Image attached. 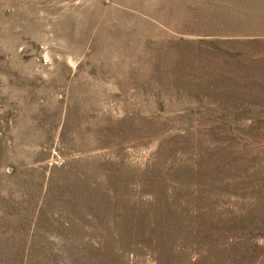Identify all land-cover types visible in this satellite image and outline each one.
Instances as JSON below:
<instances>
[{"label": "rangeland", "instance_id": "374dc122", "mask_svg": "<svg viewBox=\"0 0 264 264\" xmlns=\"http://www.w3.org/2000/svg\"><path fill=\"white\" fill-rule=\"evenodd\" d=\"M0 264H264V0H0Z\"/></svg>", "mask_w": 264, "mask_h": 264}]
</instances>
